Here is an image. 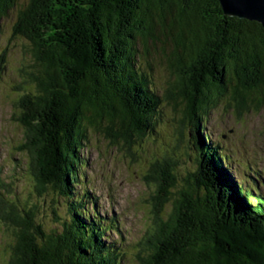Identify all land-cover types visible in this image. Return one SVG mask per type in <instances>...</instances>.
Listing matches in <instances>:
<instances>
[{"label": "trees", "instance_id": "trees-1", "mask_svg": "<svg viewBox=\"0 0 264 264\" xmlns=\"http://www.w3.org/2000/svg\"><path fill=\"white\" fill-rule=\"evenodd\" d=\"M18 1L0 0V28L16 10L13 34L32 44L23 71L32 88L17 118L26 128L30 192L47 202L4 199L13 232L8 264H121V247L106 240L98 211L89 213L92 194L80 192L79 152L90 130L131 152L165 102L175 110L184 104L195 120L190 144L198 163L172 216L160 221V263L264 264V192L253 185L260 178L239 181L202 125L223 97L236 111L264 101V26L225 14L219 0ZM157 28L171 34L167 66L181 80L162 93L137 60ZM170 163L175 186L177 162Z\"/></svg>", "mask_w": 264, "mask_h": 264}, {"label": "rangeland", "instance_id": "rangeland-1", "mask_svg": "<svg viewBox=\"0 0 264 264\" xmlns=\"http://www.w3.org/2000/svg\"><path fill=\"white\" fill-rule=\"evenodd\" d=\"M29 1L18 2L26 5ZM16 14L13 10L2 20L0 28V55H3V61L0 58V264H8L13 244L11 227L4 222L9 209L1 208L4 201L22 205L37 203L41 207L43 201L47 202V197L40 198L30 192L34 181L29 174L30 154L23 150L26 128L17 118L18 103L27 89L32 88L23 71L32 60L33 48L28 39L13 34ZM155 32L157 37L150 41L149 52L146 56L139 53L141 58L137 60L139 66L149 71L159 86L158 92L162 93L164 85H176L181 80L167 66V55L174 50L171 34L160 28ZM136 47L140 49L141 45L136 44ZM224 100L225 97L221 98L217 106L204 115V132H208L228 156L230 169L239 181L250 186L252 179L260 178L259 183L253 185L259 186L262 193L264 101L257 102V107L253 102L249 108L236 111ZM184 109L182 103L177 104L175 110L173 104L165 102L161 115L151 119L147 134L135 138L132 153L122 147V142L113 143L104 133L94 130H90L89 139L79 152L82 159L80 192L86 188L88 194H92L90 203L86 199L89 213L94 209L98 211L100 223L107 230L106 240L116 241L121 247V264H161L158 246L165 242L156 238L158 233L160 237L164 233V229L160 231V221L172 216L178 192L192 180L190 172L198 163L190 144V130L195 127V120L185 116ZM174 161L178 170H173L177 174L176 187L167 174L174 165L170 162ZM194 187L199 189L196 184ZM42 218L40 215L39 219Z\"/></svg>", "mask_w": 264, "mask_h": 264}, {"label": "water", "instance_id": "water-1", "mask_svg": "<svg viewBox=\"0 0 264 264\" xmlns=\"http://www.w3.org/2000/svg\"><path fill=\"white\" fill-rule=\"evenodd\" d=\"M225 14L255 20L264 26V0H219Z\"/></svg>", "mask_w": 264, "mask_h": 264}]
</instances>
